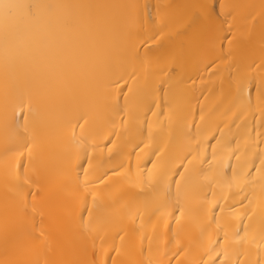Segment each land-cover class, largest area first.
<instances>
[{"label": "bare ground", "instance_id": "bare-ground-1", "mask_svg": "<svg viewBox=\"0 0 264 264\" xmlns=\"http://www.w3.org/2000/svg\"><path fill=\"white\" fill-rule=\"evenodd\" d=\"M0 264H264V0H0Z\"/></svg>", "mask_w": 264, "mask_h": 264}]
</instances>
